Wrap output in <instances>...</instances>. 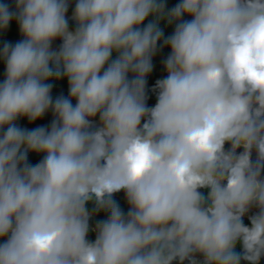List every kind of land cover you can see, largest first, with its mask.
I'll list each match as a JSON object with an SVG mask.
<instances>
[{
  "label": "clouds",
  "instance_id": "obj_1",
  "mask_svg": "<svg viewBox=\"0 0 264 264\" xmlns=\"http://www.w3.org/2000/svg\"><path fill=\"white\" fill-rule=\"evenodd\" d=\"M12 2L0 0V30L15 17L22 37L0 46V264H197L196 253L201 264H257L264 0H75L72 30L68 0ZM161 19L174 27L149 107ZM62 76L68 95L53 99L47 81ZM49 109L47 128L15 123ZM29 152L43 155L29 164ZM121 189L126 213L112 198Z\"/></svg>",
  "mask_w": 264,
  "mask_h": 264
},
{
  "label": "trees",
  "instance_id": "obj_2",
  "mask_svg": "<svg viewBox=\"0 0 264 264\" xmlns=\"http://www.w3.org/2000/svg\"><path fill=\"white\" fill-rule=\"evenodd\" d=\"M5 2L8 3L10 10H14L15 5L12 2V0H5ZM178 2L179 0H164L165 8H171ZM150 19H152L151 16L146 17L145 21L142 22L141 27H143V24L147 23L148 20ZM181 19L183 20V19H189V18L188 16H182ZM158 26L162 30V37H161V40L157 42L156 52L151 58L152 69L145 77V94H146L145 104L149 107L154 105L156 101V95L153 91V86L155 84V81L157 79L163 78L167 74L166 71L164 70L163 60L169 54L170 48L168 47V45L162 44V41L165 37L171 34V32L173 31V27H174V25H169L165 23L163 19H161L158 22ZM16 29H18V24L16 22L15 17H13L9 20V24L7 28L4 30H0V46H2L3 43L5 42H8L10 45L14 44L19 39L22 38L21 35L15 32ZM131 75H132L131 73L128 74L129 78H131ZM3 77H4V62L3 60H0V80H2ZM47 82L51 84L50 95L52 96L53 99L58 95H63L67 97L68 86H67V80L65 77L62 76L59 79L53 77V78H50L49 81ZM71 102L74 104L75 100L73 99ZM52 119H53V114L51 110L49 109L41 117L37 118L34 121H28L26 117H19L17 118L15 123L19 127L26 128V129H31L38 125H43L47 128L50 125V122ZM93 120L98 122V114L96 117H93ZM42 155H43L42 153L29 152L27 154V162L29 164H35L42 158ZM112 198L119 205L121 210L125 212L126 207H125L124 202L117 197L112 196ZM87 208L89 211H92V208H93L92 204L89 203L87 205ZM93 216L97 218L98 221H100L106 218V213L103 210H99V211H95L93 215L90 217L93 218ZM87 239L89 240L91 239L90 231L87 234Z\"/></svg>",
  "mask_w": 264,
  "mask_h": 264
},
{
  "label": "flooded vegetation",
  "instance_id": "obj_3",
  "mask_svg": "<svg viewBox=\"0 0 264 264\" xmlns=\"http://www.w3.org/2000/svg\"><path fill=\"white\" fill-rule=\"evenodd\" d=\"M188 18L190 19V17H188ZM229 146H230L229 142L226 141L225 144H224V148L227 150V149L229 148ZM242 150H243L242 146H238L237 149H236V152L239 153V152H241ZM255 156H256L255 149H252V150H251L250 159L254 160V159H255ZM261 176H264V165L261 166ZM201 191H203L204 194L206 195V190H201ZM113 197H115V196H113ZM117 198H118V197H117ZM119 199H120V198H119ZM257 211H258V209H257L255 206H250L249 210H248V211L242 216V222H243L244 224H249L250 222H249V220H248V217H249L250 215H252L254 212H257ZM126 212H127V209L125 210V213H126ZM97 221H98L97 218H95L94 216H93V218L90 217V218H89V221H88V223H89V227L91 228V225H95V223H96ZM90 234H91V239H90V240L94 239V237H95V233H94V231H90ZM236 250H237V251L240 250V249H239V245H237V249H236ZM194 255H195V257H196L197 264H201V261H202V255L199 254V253H196V254H194ZM174 260H175V259H174ZM175 262H176V264H185V263H188L187 259H186L185 261H183V262L178 261V260H175ZM241 264H247V262L241 260ZM257 264H264V256H261V257H260V259L257 261Z\"/></svg>",
  "mask_w": 264,
  "mask_h": 264
},
{
  "label": "water",
  "instance_id": "obj_4",
  "mask_svg": "<svg viewBox=\"0 0 264 264\" xmlns=\"http://www.w3.org/2000/svg\"><path fill=\"white\" fill-rule=\"evenodd\" d=\"M74 4H75V0H68V8H67V10H66L65 17H66V19H67V21H68V28H69V30H72V29H74V27H75L74 21L71 19V13H72V10H73V8H74ZM15 32H16L17 34L20 35L18 29H16ZM60 43H61L60 39H59V38H56V39H54V40L51 42V45H50V46H51L53 49H56V48L59 47ZM112 196H115V197L120 198V199L124 202L125 207H126V209L128 210L129 205H128L127 200H126V198H125L124 190H123V189H121V190H119V191H117V192L112 193ZM94 226H95V225H91V228H94ZM171 264H176L175 260H173V261L171 262ZM185 264H188V263H185Z\"/></svg>",
  "mask_w": 264,
  "mask_h": 264
}]
</instances>
